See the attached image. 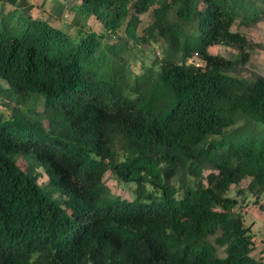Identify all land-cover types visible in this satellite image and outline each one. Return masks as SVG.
I'll list each match as a JSON object with an SVG mask.
<instances>
[{"label":"trees","instance_id":"trees-1","mask_svg":"<svg viewBox=\"0 0 264 264\" xmlns=\"http://www.w3.org/2000/svg\"><path fill=\"white\" fill-rule=\"evenodd\" d=\"M59 1L0 0V264H264L236 209L264 211V76L232 31L264 0Z\"/></svg>","mask_w":264,"mask_h":264},{"label":"rangeland","instance_id":"rangeland-1","mask_svg":"<svg viewBox=\"0 0 264 264\" xmlns=\"http://www.w3.org/2000/svg\"><path fill=\"white\" fill-rule=\"evenodd\" d=\"M30 3L35 5V13L38 15L42 9L54 13L58 10V4L61 3L59 0H28ZM66 15V13L64 14ZM63 18L65 22H71L74 18V14H68ZM72 18V19H71ZM141 18V24L139 30H143L149 23L148 15H143ZM93 30H98L97 24L92 26ZM74 33V29L70 30ZM232 31L243 34L247 40L253 45L250 49L249 62L241 68L238 72L240 77L254 78L256 76H264V20L259 21L253 26H242L238 23L232 27ZM164 42L159 41L158 43H150L149 45H131V69L134 72H139L141 64L149 65L156 57L163 58ZM209 52L214 55H220L227 59H235L237 51L224 47V46H212ZM189 62H193L201 65V62L197 58H191ZM12 104H10L11 107ZM40 107V106H39ZM38 107V108H39ZM11 111L8 110L6 102L0 98V113L8 115ZM46 181L44 176L39 184H43ZM105 185L110 189L112 196H120L122 198L130 199L131 191L130 187L126 186L122 182H118L110 172H107L103 178ZM248 181H242L240 189L246 188ZM236 191L234 187H231V195L235 196ZM253 197L244 198L238 206L237 210L244 214V221L246 226L251 227V233L253 236L254 247L252 256L255 258L262 257L264 261V211L260 210L257 205L252 203ZM260 203L264 204V196L260 198ZM222 256V254H221Z\"/></svg>","mask_w":264,"mask_h":264}]
</instances>
